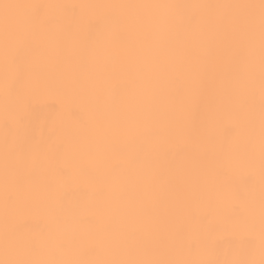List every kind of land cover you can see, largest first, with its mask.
Masks as SVG:
<instances>
[{
	"label": "bare ground",
	"instance_id": "obj_1",
	"mask_svg": "<svg viewBox=\"0 0 264 264\" xmlns=\"http://www.w3.org/2000/svg\"><path fill=\"white\" fill-rule=\"evenodd\" d=\"M0 264H264V0H0Z\"/></svg>",
	"mask_w": 264,
	"mask_h": 264
}]
</instances>
